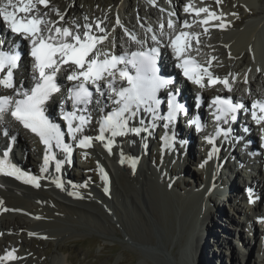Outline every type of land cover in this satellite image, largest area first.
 I'll return each mask as SVG.
<instances>
[{
    "label": "bare ground",
    "instance_id": "6f19581e",
    "mask_svg": "<svg viewBox=\"0 0 264 264\" xmlns=\"http://www.w3.org/2000/svg\"><path fill=\"white\" fill-rule=\"evenodd\" d=\"M128 1L129 0H120V2L117 3L114 9H111L110 12L104 11L100 13L99 18H103V17L105 18L102 25L104 26L103 28L106 29L108 33V38H107L108 40L105 43L103 42L102 45H98L100 51L104 49L112 51L113 47L116 50H119L120 46L117 37L118 38L121 37L123 29H125V33H126V37L124 38L125 47L123 49H134L140 47L139 44H137L135 41L130 39L131 35H135V37L138 40L147 41V43L144 44V47L153 45V42L150 39L151 37H149V34H147L146 32V30L151 28L152 34L157 35L158 39L160 40V45L163 46L166 53L174 56V54L172 53V49L170 47H167V45L169 43V38L175 36V34L173 33L174 29L178 30L181 24L178 25L174 24V28L172 29H169L167 27L168 20L173 19V13H170L171 15L168 14L167 6H165L166 11L163 12L162 15H160L157 9H155L156 7L154 9L151 8L152 7L151 4L153 3V0H142L144 6H148L144 14V11H141V4L143 3L140 2V0H137L136 4L134 2L132 7L136 6L137 12L141 16L139 20L143 23V25L142 27H140L139 32L129 33L128 27L131 26V24L133 23H131L132 22L131 19L130 22H128L125 19L124 20L122 19L124 17H127V14L132 13V12L130 13L129 12L130 10L126 7ZM195 1L196 0H183L184 4L182 3L181 5V0H169L170 4L172 5L173 12L175 13L176 16H178L182 20V24L184 22V18H191L190 25L192 26L189 28V30L191 32L199 34L198 37L200 38H199L198 46L200 47V49H192L193 50L192 53L196 55L200 60H202L203 65H205L208 68V72H210L213 76L220 75L222 77V80L225 78L229 79L228 82H229L230 90L229 88H225V86L222 85L223 83H218L213 87H207L205 85L203 88H201L199 85H195L194 95L189 94L188 96H186L188 97V100L193 101L198 93L199 94L201 93L202 95H207L209 93H214L215 91L225 90V89L227 93H230L235 98H238L240 100L244 98L252 99L258 97H264V27H262V23H261L262 22L261 18L262 16H264L263 15L264 12L263 11L251 12L254 15L253 16L254 19L249 20L247 23H245L246 25L241 29H234L233 26L240 24L244 19H246L248 16L247 14L241 15L239 18L235 20L232 21L230 20L229 22L230 25L225 24L226 26L221 28L218 27L217 25H219L221 22L225 23V20H228L227 15H220L221 20L212 19L209 21V24L204 25L201 24L200 21L206 16L205 13H201L200 16H197L195 13L190 14L191 11L188 13L184 11V8L186 5H188V3L192 4L191 8L193 9L200 8L196 6ZM54 2L55 1L50 0L48 8L45 9L39 8L40 12L42 13L47 12L48 16L52 20H56V19L59 20V17L55 14L53 9H59V11L62 14H64V17H65V8H66L65 6L68 5V8H71L70 9L71 11H74V9H76L75 7L76 5L72 6L73 3L76 2V0H64L62 7L56 6ZM245 3L252 4V0H245ZM209 4L211 9L212 7L213 8L216 7L213 1H210ZM132 7L130 9H132ZM114 15L116 17H114ZM85 17L87 16L84 15L83 22L90 23L93 25V23L90 22V18H87V20H85ZM110 18L111 21L109 22ZM120 18L123 20L121 30L118 29L117 21L115 20ZM65 23L66 22L64 18L63 21H60V26L61 27L66 26ZM161 23L165 25L163 30L165 32V36H161L159 34L158 28L160 27ZM147 25L148 27H146ZM93 26H95V24ZM205 28L208 29L206 33L204 31ZM166 37L168 38V42H166ZM14 41L16 44L19 42H22L23 44L24 42L22 39H17V38L12 39V42ZM221 44H223V46L227 45L228 48L226 52L229 53L228 57L231 60L230 68L226 73H222L218 71L216 67L218 64V60H217L218 58H216V55L219 53L224 54L222 50H219L221 49ZM198 50L201 52H198ZM204 51H207L211 56L206 55L205 57V55H203ZM28 53H29V48H27V51H25L24 57L22 58L23 65L20 75V77H23L25 82L27 83L32 80V75H33L31 64L29 62L30 56L28 55ZM247 54L251 56L250 63L247 62L248 59ZM62 68L64 70L61 73H59V77L61 78V80L64 79L63 82H65V80L69 81L67 79V76L70 74L71 69H69L67 65H63ZM19 79H15V87L17 89L22 90L24 86L19 87ZM69 82H71L74 85L73 83L74 81H69ZM59 92L62 93V90H60ZM0 94L14 95L12 89H5L2 86H0ZM100 99L103 100L104 104L110 103V99L108 98V96H105V94L102 97H100ZM182 99H183V95H182ZM249 116H251V113H249ZM2 122L5 123V125L3 126H5L8 134L2 135L0 133V146L2 145L3 147H5L10 145L11 148L7 150L9 152L8 158L11 157L16 158L17 156H19L18 154L20 148L17 142L14 141L12 144L10 143V137L14 132L20 134L21 142L19 141V144L24 147V150L28 149L31 152L33 151L41 152L40 143L37 137L33 133H28L26 130L19 127V124L17 122L6 121V115ZM148 124L151 125L152 123H148ZM95 125L96 122L93 123L91 127L95 128ZM129 127H137V125L134 123H129ZM169 132L170 135L176 136L177 139L182 138V133L178 130L177 126L172 127L170 125L169 128H167L166 133L168 134ZM154 135L158 137V139L156 140V145L162 147L164 143L162 137L165 136L162 129V123L160 124L158 131L156 133L154 132ZM190 135L192 139H190L188 143L193 141L194 138L193 133H191ZM136 136H138L140 140H137L138 137H135V134L131 132L123 136L115 137L114 143L112 145L111 153H109V151L103 146L101 142L96 140H93L92 142L93 146L88 149L94 151V156H95L94 161L100 167L98 169L100 171V174H102V172L107 173V180L105 181L104 179H102L101 176L98 181L99 185L105 188L107 184H109V187H111L112 191L114 189L116 192L123 194L125 199L129 198L132 204H134L135 206H139L141 210L146 211L150 215V213H152V208L154 207V205L152 207L149 198L146 197V194L142 190L144 189V187H149V189L154 191V189L160 187L161 185L164 189L162 190L165 192V194L162 192V197L164 198V201H166L163 203L168 205L169 201L167 200V198L172 200L170 197H168L171 196V194H169V188H170L169 185L170 183L176 184V182L178 181L175 179V177H172L170 175V170H168L169 179L167 175L165 176L164 172L166 173V168L168 164L172 161H174L172 162V164L177 163L178 165L173 168H178L179 166H181L180 163L175 162L177 159L182 163H187L191 159L193 150L191 148V145H189L187 151H184L182 149L183 146L180 147L176 146L174 148H179L178 149L179 153L177 156L174 157V155L168 154V148L165 149L167 155H162L163 158L161 161V165L159 164L158 170H156L154 167L152 168L147 166L148 164L147 162L144 163L145 159L148 160L147 157L149 155V154L146 155L143 150V147L145 148L147 145H150L148 138L145 137L142 133ZM206 136L209 137L210 134ZM205 138L206 137H204V139ZM144 139L145 142L148 141V143L146 142L147 145L144 142ZM216 140H217L216 145L221 146V148L218 150V153L214 152L210 159L207 157V152L205 150H209L208 151L209 153L212 152L214 147H211L209 144H205L204 140L199 142V145H201V147L205 149L204 150L205 154L201 155L199 159V161L201 160L203 162V166L199 170L201 171L200 173L202 174L203 172H205L206 178H208L206 182H204V186L201 185V189L197 190L200 185L195 186L196 189L189 188L190 183L183 181V180H188L187 176L189 175V171L187 168H185V166L181 167L179 170H175V172L173 173V175L176 174L177 177L180 178L181 183L184 184L187 183V185L183 186L185 187L183 189L185 191H188L186 188H189L192 196V199L190 198L191 201L189 202L190 203L189 207L182 209L184 212V214L182 215L183 219L185 218V215H189V214L191 215L192 208L196 207V210L194 211L190 219V223L188 227L185 229L186 237L184 238V243L183 241L181 242L183 246L180 250V259H186V257H188V253L191 249V246H196V248H198L199 250V255H198L199 259L202 261L203 264H225V261H223V259H226V257H224L225 255H220L216 247L217 248L221 246H224L226 248L228 247L229 245L228 242L230 240L228 233L229 231H226V233L225 232L221 233L222 231L220 232L218 230L220 223L216 221L211 225V217L215 214L213 213V209L215 210L213 206H215V204H217L216 210H218V216L223 217L225 216V214H227V211L223 208V204L220 203V200L224 199L232 203L233 202L232 193L233 192L235 193L234 188H236L237 186L235 182L232 179H230V176L227 175V173H231L232 171V162L230 158L228 157L226 158L222 167L218 171H216V168L213 171H211L212 163L215 162L216 158H218L216 161L217 164L225 156L222 153L225 147L221 143V137L220 136L217 137ZM130 141H133V143L135 142L139 148L132 149L131 146H128V142ZM259 142L260 139L258 143ZM193 143H195V140ZM256 147L258 148V144L256 145ZM21 151H22L21 160L23 161L25 159V156L26 158L28 156L27 154H25V152H23V148H21ZM79 151L82 154L86 150H79ZM2 152L3 150L0 149V153ZM122 154L123 157L126 158L134 156L136 165L134 171H132L131 173H127L126 171H123L122 169L119 168V160L122 157ZM72 156L73 153L70 157V160L62 164L59 173L55 171V165L54 166L49 165V170L45 174L35 172L34 174H37V176L45 177L40 180L39 188L35 187L34 185L24 183L23 180L17 179L15 176L6 175L0 172V256H3L5 255L6 252L15 249L16 251L14 255L19 258L12 261H5L6 263L14 262L17 264H33L34 262V264H67V258L65 256H61L57 248L55 252L50 256L49 261L39 260L41 254L38 255V253H36L37 258H35L34 261L31 260L29 261L27 258H29L30 256L27 257L26 253H28L27 252L28 249L26 250L25 246L27 245L28 240L34 236V231L36 230L43 232L45 230H48V227L61 223L60 220L61 218H63V215H66V213H71V212H75L78 215L80 214L84 216L93 217V215L88 214L90 212L94 214V218L95 217L97 218L98 216L101 215L105 220H108L109 215L106 214V212H104V210L100 208L101 205L98 206L99 205L98 201L93 198L96 197L97 199H100L103 204L107 203L108 205L107 198L102 196V194H100L97 188L90 187L89 185H87V183H83V184L79 183V185L76 186V188L71 189L74 183L69 181L70 179L68 176L69 173L68 170H70V164L71 166L72 165L77 166L76 163L72 162L73 160ZM170 156H172V161H169ZM57 157L59 159L63 158L65 160V155L63 153L57 155ZM83 158L85 160L87 159V157H85L84 155ZM12 161L14 162V159H12ZM205 161L207 162L205 163ZM145 164L146 167L143 166ZM155 164L157 165V162H155ZM42 165L43 164H40L39 162L37 168L41 167ZM146 170L150 175L154 172L155 173L157 172L158 178L151 180L150 177L146 175L145 173ZM258 172H260L259 177L262 181L264 179V173H262L260 170H258ZM24 173L30 174L26 168ZM56 177L59 178L60 182L64 183L63 190L56 186V183L54 182V178ZM123 177L130 178V182L128 184H133V183L135 184V187H133L134 185L132 186L133 190H131V194L127 192L129 189L128 190L126 189L127 183L124 182L125 178ZM225 177H227V179H225ZM193 181L194 182L196 181L194 176L193 179H191V183H193ZM68 182H70V184H67ZM208 185L210 186V188L208 187ZM217 185H220L222 188H224L225 186L228 187L230 192L224 193L223 190H219V192L217 193L218 194L217 197L213 196V194L215 193V189H211V187L212 186L215 187ZM69 189H71V191H78L82 197L81 199L83 200L78 201L76 200L77 198L74 199L68 198L67 195L65 194L69 191ZM149 189L148 191H150ZM254 189L256 193L260 191L261 189L260 181L259 182L256 181ZM150 196L151 195H149V197ZM242 196H244L243 193ZM85 200L91 203L85 206V203H87L85 202ZM157 200H159V198ZM137 201L139 203H137ZM259 201L254 200V203H256V205L260 204ZM155 202L157 203L158 201H156L155 199ZM93 205L97 206L98 209L103 211H99V212L93 211L91 208ZM141 206H143L144 209ZM230 207L232 208V205ZM154 209L156 208L154 207ZM242 210L238 208L237 211L241 213ZM97 213H99V215ZM225 219H227V217ZM237 222L239 221L237 220ZM229 228H232L233 230L234 227L230 226ZM256 230H258L257 227ZM255 235H256L255 228H253L252 239L254 240H255L254 238ZM261 235L264 236V230L262 231ZM241 237H245V239ZM240 242L242 247L244 246V249L241 251L237 249L240 254H244L248 252L250 246L253 245L254 243L253 240H251L250 242V239H248V235L247 234L246 236L243 235V232L240 236ZM262 246L260 245V249L261 251H263V255H264V243L262 244ZM228 256H230V261L232 259L238 258L237 254L235 253V250L233 251V249L232 251H230V254H228Z\"/></svg>",
    "mask_w": 264,
    "mask_h": 264
},
{
    "label": "snow or ice",
    "instance_id": "6c2138e0",
    "mask_svg": "<svg viewBox=\"0 0 264 264\" xmlns=\"http://www.w3.org/2000/svg\"><path fill=\"white\" fill-rule=\"evenodd\" d=\"M48 4L49 0H0V20L3 25L12 36L22 39L30 46L29 55L32 58V80L34 81V86L28 90L17 89L14 84V70L19 67L21 52L15 41L8 50H3L0 47V74H3L0 78V86L12 89L14 93V95H0V121L4 120L6 114H10L25 129L39 137L40 142L46 146L41 173L48 172L51 161L55 162V171L59 173L62 164L70 160L73 144L75 147L86 150L91 148L93 140H96L101 142L111 153L115 137L126 135L129 132L140 135L142 131H149V127H155L156 120L164 121V127L167 129L177 121L180 113L186 111L184 105L178 102L175 94L169 92L166 100L167 111L161 114L163 102L159 93L169 88L173 81L163 76L161 68L158 66L161 48L160 40L156 34L150 38L154 46L146 48L144 44L147 41L138 40L135 35H131L130 38L140 45L136 50L125 52L119 56L107 51L102 52L98 45H102L107 36L96 34L105 32V29L101 27L102 22H97L95 26L90 23L81 26L73 21L74 27H61L60 21H63L65 17L59 9H53L59 20H52L47 12H40L38 6L47 7ZM184 11L186 13L194 11L197 16L205 13L206 16L200 21L204 25L209 24L212 19L221 20L220 15L208 8L193 9L190 5H186ZM117 24H119L118 19ZM217 26L223 28L226 25L221 22ZM164 27L165 25L161 23V36L164 34ZM167 27L174 28V22L171 19L168 20ZM184 27H190L187 21L184 22ZM148 31L151 32L152 29L149 28ZM204 31L206 33L208 29L205 28ZM198 36V33L181 30L174 37L169 38L167 47L172 49V53L178 61L176 66L182 70L184 77L201 88L205 86L203 79L207 76L209 85L219 82L230 90L227 78L214 79L206 68H203L195 58L187 53L193 38H196L197 44L199 43ZM4 43V41H0V46ZM63 65H67L71 69L67 79L76 82L72 88L68 89V99L71 100L74 109L79 108L81 113H85L87 106L93 102V92L89 85L94 86L95 92L100 95L105 94L102 87H106L109 90V99L116 105L113 111L108 112L100 120L99 135L96 137L82 135L85 126L91 122L90 114L62 111L63 120L67 122V135L73 144L66 143V133L61 129V126L54 123L45 114L46 103L60 91L57 76L64 70ZM118 82L119 87H117ZM96 102L99 103V101ZM80 106L84 107L80 108ZM211 107L215 109L216 121L222 119L226 121L229 118L235 120L236 113L242 108V105L234 103L231 98L216 96L212 100ZM140 113L149 114L152 124L144 127H129V122L135 120ZM251 116L256 124H264V100H256L252 103ZM140 123L144 125L143 118L140 119ZM191 123L195 125L197 131L201 130L202 125L199 118H195ZM106 133H108L107 136ZM4 134H8L6 129ZM217 134H220L219 130H217ZM162 139L164 147H170L174 136L170 138L166 133ZM205 139L209 144L214 143L212 137ZM54 149L60 150L65 155L64 161L56 159ZM215 151L216 149L213 148L209 153V159ZM82 154L85 157L88 155L87 151ZM8 157V151L0 153V172L15 176L17 179L23 180L24 183L37 188L40 187V180L45 177L21 172L11 164ZM124 162L122 154L121 163ZM129 163L135 169L136 161L131 159ZM102 179L107 180V173L102 172ZM54 182L58 188L63 190L64 186L58 177L54 178ZM73 187L75 188V186ZM105 191H108L107 187H105ZM68 194L82 198L78 191ZM249 196L251 203L253 202L251 190H249ZM261 222H264V218L261 219ZM15 251L12 249L0 256V264L19 259L14 255Z\"/></svg>",
    "mask_w": 264,
    "mask_h": 264
},
{
    "label": "rangeland",
    "instance_id": "374dc122",
    "mask_svg": "<svg viewBox=\"0 0 264 264\" xmlns=\"http://www.w3.org/2000/svg\"><path fill=\"white\" fill-rule=\"evenodd\" d=\"M53 1H55L54 3L56 4V6H63L64 0ZM136 1L137 0L128 1L126 7L130 10L129 12L132 13L127 14V17L122 18L123 20L125 19L128 22H130L131 19V23L133 24L129 26V29H131L132 27L134 28L136 26L139 27L140 24L143 25V23L139 20L141 16L137 12L136 6L132 7L134 2L136 4ZM163 1L164 3H162ZM163 1L154 0L155 3H153V5L151 4V8L154 9L156 7L155 9H157L160 15H162L163 12L166 11V9L164 10V4L167 6V12H170V10L172 9L169 0ZM213 1L215 3H218H214L216 6L215 8H222L220 4L226 5L227 7L225 8V13L233 17V20L243 14L248 15L247 18L244 19L240 25L238 24L237 26H234L236 29H241L246 25L245 23H247L249 20L254 19V15L251 12H264V0H252L253 5L245 3V0H219V2H217V0ZM119 2L120 0H76V2L72 5H76V9H74V11H71V8H68V5L65 6V22L67 23L69 21L71 25L73 21H75L79 22V24L83 26L85 24L83 22V17L85 15L87 16V18H90L91 23L96 24L91 19L92 16L99 17L101 12H110L111 9H114V7ZM140 2L143 3L142 0H140ZM182 3L184 4L183 0H181V5ZM131 7L132 9H130ZM41 8L46 7L41 6ZM147 8L148 6H144V3L141 4V11H144V14ZM110 21L111 18L109 22ZM261 21L262 27H264V16H262ZM66 23L65 25L67 26ZM102 27L104 26L102 25ZM147 33H149V31H147ZM151 36L149 35V37ZM194 49H200V47L196 46V48ZM198 52L201 51L198 50ZM219 54L229 55V53L227 52H225L224 54ZM203 55H205L206 57V55L209 56L210 54L207 51H204ZM247 57V62L250 63L251 56L247 54ZM216 58H218L217 65H219L221 58L217 57V55ZM217 70L222 73H226L228 71V69L218 67ZM104 92L105 96H108V90L105 89ZM134 144L136 145V143H133V141L128 142V146H131L132 149H138L139 147L137 145L135 146ZM150 145H147L145 147L146 150L143 147L145 154H149L147 157L148 160L145 159L144 163L147 162V166L152 168L154 167L156 170H158L159 164L161 165L162 160L159 158V162L156 161L157 156H153L156 155V152L153 147L149 149ZM191 148L193 150V155L191 156L192 159L187 163H182L177 159L175 162L181 164V166H179L178 168H173L178 165L177 163L172 164V162L174 161H172V156H170L169 161L172 162L168 164L166 168V173L164 172V174L165 176L167 175L169 179L168 170H170V175L172 177H175V179L178 181L176 182V184L178 185H176L175 183H170V185L168 184L170 187L169 194H171V196L168 197L172 199L170 200L167 198V200L169 201L168 205L163 203L166 201H164V198L162 197V192L164 194L165 192L163 191L164 189L161 185L160 187L154 189V191L149 189V187H144V189L142 190L146 194V197L149 198L152 207L154 205V207L156 208H152V213H150V215L146 211L141 210L139 206H135L134 204H132L129 198L125 199L123 194L116 192L114 189L112 191L111 187H109V184H107L106 186L108 189V191L106 192L105 188L101 187L98 182L102 174H100V171L98 170L99 166L97 165V163L95 161H89L88 156L85 160L83 158V154L81 153L80 154L82 158L79 159L78 154L76 153L75 163L77 164V166H73L72 168L70 167V171L68 170L69 179L71 180V178H73V181L77 182L78 185L79 183L86 182L87 185H89L90 187L97 188L100 194L107 198L108 205L107 203L103 204L100 199L93 197L95 200L98 201V206L101 205L100 208L103 209L104 212L109 215L108 220H105L101 215V217L98 216L99 218H94V214L90 212L88 214L93 215V217L84 216L80 214L78 215L75 212L66 213V215H63V218H61V223L55 225L53 224L54 226L48 227V230H45L43 232L36 230L34 231V236L28 240V243L25 246V249H28V253H26V255L27 257L30 256L27 259L29 261H34V259L37 258L36 253H38V255L41 254L39 260L49 261L50 256L55 252L57 248L59 254L67 258V264H203L202 261L199 259V250L198 248H196V246H191V249L188 253V257H186V259H180V250L183 246L181 242L183 241L184 243V238L186 237L185 229L188 227L190 219L194 211L196 210V207H193L191 210L192 214L185 215L184 219L182 217V215L184 214L182 209L189 207L190 205L189 202L191 201L192 196L189 188L196 189L195 186L201 185L203 183V174L200 173L201 171L198 167V156L202 153V151L200 150L199 152L198 149H200V147L196 142L195 144L193 143L191 145ZM147 149H149L148 152ZM89 152H93L92 154L94 155L93 150H89ZM27 156V165L31 166L32 164L30 163L34 160L32 159L33 155L29 153ZM154 160L155 162H157L158 165L155 164ZM33 162L34 166L35 161ZM143 166L146 167V164ZM183 166H185V168H187L189 171V175L187 176L188 180H183L190 183V187L186 188L188 191H185L183 189L185 188L183 186L187 185V183H181L180 178H178L176 174L173 175L175 170H179ZM145 173L148 177H150L151 180L158 178L157 172H154L150 175L146 170ZM193 176L195 177L196 181H193V183H191V179H193ZM123 178H125L124 182L127 183L126 189H129L127 192L131 194V190H133L135 184L133 182V184H128L130 182V178ZM67 184H70V182H68ZM208 187L210 188L209 185ZM148 189L150 191H148ZM69 192L72 191L69 190L65 194L68 198H77L76 200L78 201L83 200L76 196L69 195ZM218 192L219 189H215V195L213 194V196L217 197ZM149 195H151V199ZM158 198L159 200H157ZM155 199L156 201H158L157 203L155 202ZM85 202H87L85 203V206L91 203L86 200ZM137 203L139 202L137 201ZM220 203L223 204V208L227 211V214H225V216L223 217L218 216V210H216L217 204H215V206L212 205L215 208V210L213 209V213L215 214L211 217V225L217 221L220 223L218 230L220 232L222 231L221 233H226V231H229L228 233H230L232 229L229 228L230 225H237L238 218L230 207L231 202L222 199L220 200ZM95 207L98 209L97 206L93 205L91 207L93 211H103L100 209L97 210ZM141 207L143 208V206ZM97 214L99 215V213ZM82 216H84L85 218ZM226 217L228 220L225 219ZM244 232L245 234L243 233V235H246L247 233L245 230ZM229 238L231 241L229 240V245L227 248L224 246H221L219 248L216 247L220 255H225L224 257H226V259L222 258L223 261H225V264H264V259L261 260L259 258V255H261V249L259 248L258 239L255 240V243L250 246L248 252L240 254L239 251L234 248L232 242L233 239H231V235H229ZM241 238L245 239V237ZM227 249L229 250V252ZM232 249L233 251L235 250V253L237 254L238 258L232 259L230 261V256H228V254H230V251H232Z\"/></svg>",
    "mask_w": 264,
    "mask_h": 264
},
{
    "label": "water",
    "instance_id": "95a60500",
    "mask_svg": "<svg viewBox=\"0 0 264 264\" xmlns=\"http://www.w3.org/2000/svg\"><path fill=\"white\" fill-rule=\"evenodd\" d=\"M120 167L121 169H123V171H126L127 173H131L132 171H134V169L129 163H120Z\"/></svg>",
    "mask_w": 264,
    "mask_h": 264
}]
</instances>
